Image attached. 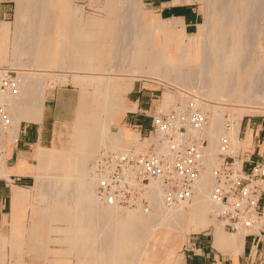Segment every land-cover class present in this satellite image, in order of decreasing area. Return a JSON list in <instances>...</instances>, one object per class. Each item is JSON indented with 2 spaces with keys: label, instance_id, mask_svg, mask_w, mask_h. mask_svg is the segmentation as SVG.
Instances as JSON below:
<instances>
[{
  "label": "bare ground",
  "instance_id": "6f19581e",
  "mask_svg": "<svg viewBox=\"0 0 264 264\" xmlns=\"http://www.w3.org/2000/svg\"><path fill=\"white\" fill-rule=\"evenodd\" d=\"M17 1L14 29L0 25V67L17 73V91L4 96L11 127L2 140L0 175H33L40 192L33 198L44 206L32 207L27 226L31 195L13 188L10 227L0 233V264H25L30 251L44 257L49 242L64 246L80 264H183L181 249L192 226L212 225L216 242L228 239L242 248L244 232L226 235L213 219L212 185L222 138L232 155L251 141L250 130L239 138L242 117L264 113V0H200L206 19L190 36L170 28L182 19L144 11L141 0H106L104 16L85 17L75 15L78 7L63 14L51 0ZM50 71L70 72L80 86L75 122L56 126L50 146L38 144L31 156L36 166L24 160L9 167L5 161L20 122L41 118ZM141 78L165 86L159 111L175 108L178 121L192 110L206 117L195 132L207 140L198 182L189 201L171 207L164 206L156 182L147 193L149 209L107 205L96 193L97 154L137 144L138 133L126 127L113 132L110 125L136 111L123 94Z\"/></svg>",
  "mask_w": 264,
  "mask_h": 264
},
{
  "label": "built area",
  "instance_id": "2783aa9c",
  "mask_svg": "<svg viewBox=\"0 0 264 264\" xmlns=\"http://www.w3.org/2000/svg\"><path fill=\"white\" fill-rule=\"evenodd\" d=\"M16 77L13 68L0 67V161L5 154L2 140L11 127L4 96L17 91ZM205 122L204 113L198 110L178 121L176 110L171 109L151 116L148 133L139 138L145 146L133 144L129 151L101 150L95 158L98 197L107 205L149 209L147 193L156 182L165 207L187 201L203 167L206 140L195 132ZM227 145V138H222L221 160L214 170L216 217L230 233L244 232L247 237L264 240V162H253L245 169V160L228 154Z\"/></svg>",
  "mask_w": 264,
  "mask_h": 264
},
{
  "label": "rangeland",
  "instance_id": "374dc122",
  "mask_svg": "<svg viewBox=\"0 0 264 264\" xmlns=\"http://www.w3.org/2000/svg\"><path fill=\"white\" fill-rule=\"evenodd\" d=\"M51 1H52V5L54 6V8L57 9L58 11H62L63 14L70 13L71 10H74V8L78 7V9L76 8L74 12L75 15H77L78 17L81 15H83L84 17L86 15H94V16H104L105 15L104 9H105L106 0H51ZM185 1L183 2L181 1L179 2V4H176V5H169V3L173 2V0H141V6L144 11H150L151 13H154V14L159 13L163 17V19H167L168 17H181L183 20L182 23H173L170 26V28L176 34L180 32L181 30H184L188 34L187 36H190V35L197 33L198 24L203 23V21L206 19L207 7L205 3L200 0H190V1L185 0ZM0 4L4 5L5 10H7V13L5 15L6 17L5 20L9 21L11 25H13L15 21L17 9H18V6H17L18 1L17 0H0ZM0 11H4V10H0ZM183 17H185L186 22L184 21ZM260 21L264 22V9H263L262 15H260ZM260 44L264 48V37L261 39ZM62 78L65 79V82L58 81V79H62ZM73 78H74V75L70 72L50 71L48 78H47V82H46L47 88L45 90L46 92L45 96L54 87L68 85V86H73L78 90V100H79L80 86L74 83ZM164 89H165V86L161 84H158L150 80L147 81L141 78V79L135 80L133 88L127 93L123 94V96L125 97L124 98L125 100L132 101V99L137 97L138 94L139 95L142 94L144 98V103H146L145 105L147 107V108L143 107L142 110L145 112L144 114H146V116L151 120V116L157 113H167L170 111L169 110L166 112H162L157 109L161 102V96H162ZM168 89L171 91L175 90V88L173 87H169ZM90 105H91V102H90ZM177 105H179V103H177ZM172 109L176 110L175 108H172ZM225 118H227V115ZM247 119H251L252 123L258 124L261 121H264V113H256L252 115L243 116L241 119L242 126L247 121ZM74 122H75V118L72 121L68 122L67 124H69L68 126H71ZM124 123L125 122H123V120H119L118 122L112 123L110 125L111 131L117 132L119 127H122V128L126 127L128 129V132L138 133L136 130H134V128L128 125V123H125V124ZM148 131L146 133H148ZM146 133L138 135V137L134 139L137 143L136 146L138 145H139L138 147L141 146V144L138 143L137 141H139L140 136L142 138L144 137V135H146ZM52 136L53 137L55 136V131H54V135ZM242 136H243V133L239 132L240 139H242ZM52 138L50 136L49 140L46 142L44 146H50L51 142L53 141ZM134 140L132 141L133 143H135ZM144 141L142 143H144ZM248 144L249 143L241 144L237 148V150L234 151V153H232V155L236 156L239 152H242L243 150H245ZM206 145H207V140H206L205 146ZM143 146H145V143ZM37 147H38V144L35 145L33 147V150L28 154L30 158L34 150ZM228 154H230L229 151H228ZM218 156L221 158L220 155ZM30 163L32 166L37 165L36 159H33V158H31ZM0 178L11 179L10 177L2 176V175H0ZM34 183H35V177L31 174H28V176L24 180V183L13 185L11 187L12 191H13V188L27 190L29 194L31 195L30 204L26 207L27 226H30L29 217L33 209L32 207H34L35 209H40L44 206L43 202H41L40 199L33 198V196L35 197L37 193H40L34 188ZM189 199L187 201H189ZM9 207H10V200L8 198L5 202L3 214L0 215V233L3 230L4 231L7 230L8 232V229L10 227L11 208ZM210 218H212L211 215H210ZM213 219L214 221L221 223L219 218H217L216 216H214ZM222 232L225 233L226 235L233 234V233H230L223 226V224H222ZM212 233H213L212 225H209L205 228H195L192 226L190 233L186 237L185 243L182 245V249H181L184 260L186 259V255L192 252L191 245H190L191 237L199 236L202 240H210ZM50 237L51 239L57 238L55 234H51ZM48 246H49L50 252L45 253L44 257L43 256L39 257L31 251L24 254L23 258L25 260V264H80L72 254H66L65 252H63L64 246H62L61 244L57 242H49ZM260 247H261V251L264 252V240L263 239L260 241ZM152 257L156 258L157 253L153 252Z\"/></svg>",
  "mask_w": 264,
  "mask_h": 264
},
{
  "label": "crops",
  "instance_id": "0c3cea01",
  "mask_svg": "<svg viewBox=\"0 0 264 264\" xmlns=\"http://www.w3.org/2000/svg\"><path fill=\"white\" fill-rule=\"evenodd\" d=\"M0 25L8 23L10 30L14 29V23L5 20L7 10L0 4ZM170 18V17H168ZM180 18L181 17H175ZM184 21L185 20V17ZM183 21V20H182ZM186 32V31H185ZM12 34L10 35V37ZM11 52L7 55V64L11 62ZM137 104L136 111H127L121 120L128 123L139 135L146 133L150 129V119L144 114L142 108H147L142 94L132 99ZM78 104V90L73 86H57L50 90L43 100L41 118L39 120L21 121L16 143L10 150L7 165L14 167L20 161L30 163L28 154L37 144L45 145L54 135L56 126L67 124L75 118ZM44 111V112H43ZM49 119V120H48ZM35 121V122H34ZM124 123V124H125ZM252 125V127H251ZM251 131V141L246 149L236 156L245 160L244 168L249 169L253 162H264V121L258 124L251 122V119L242 126L240 132L242 139ZM51 133V135H50ZM54 138V137H53ZM52 138V140H53ZM17 150H16V149ZM12 174V175H11ZM24 175V176H23ZM28 174L10 173L7 178H0V215L3 214L5 202L9 198L11 208V187L24 183ZM210 240H202L199 236L190 238L191 253L186 255L183 264H263L264 252L261 251L260 241L257 237H247L244 235L242 248L235 247L227 239L225 242H216L214 234Z\"/></svg>",
  "mask_w": 264,
  "mask_h": 264
}]
</instances>
